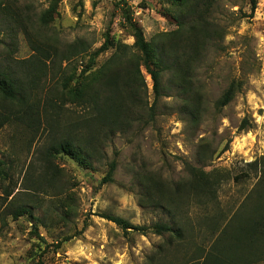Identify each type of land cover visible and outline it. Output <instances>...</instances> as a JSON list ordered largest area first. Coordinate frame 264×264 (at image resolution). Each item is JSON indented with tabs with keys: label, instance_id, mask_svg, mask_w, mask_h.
Segmentation results:
<instances>
[{
	"label": "rangeland",
	"instance_id": "1",
	"mask_svg": "<svg viewBox=\"0 0 264 264\" xmlns=\"http://www.w3.org/2000/svg\"><path fill=\"white\" fill-rule=\"evenodd\" d=\"M52 2L0 0V68L13 60H30L36 54L35 45L49 52L58 49L60 54L76 45L77 56L63 62L72 70L87 62V54L101 48L107 34L132 47V24L140 26L152 43H161L163 34L178 29L179 11L167 0H62L53 20L43 26L40 19ZM207 19L211 33L194 73L196 86L203 88L198 124L183 114L178 89L170 81L171 73L165 72L154 124L115 136L105 149L106 159L92 168L58 155L56 187L34 197L23 193V188L33 187L40 170L31 165L56 137L50 134L47 118L31 128L13 122L0 131V159L13 161L12 182L0 183V264H145L164 237L126 232L102 215L121 217L136 226L169 222L168 214L145 200L148 195L139 178L154 174L164 182L179 183L187 177L185 162L207 173H225L229 179L218 195L220 207L229 214L240 205L256 179L241 182L235 177L264 155V0H257L254 13L251 0H217ZM111 54L98 57V69ZM52 63L47 61L48 75L42 77V89L34 92V96L39 92L42 105L60 80L51 73ZM13 67L18 69L15 63ZM143 74L147 95L144 89L142 101L152 105L153 81L144 69ZM20 76L26 84L30 81ZM233 82L238 87L235 98L218 110L217 101ZM84 113L79 106L66 105L61 123H73ZM245 119L251 127L241 132ZM206 147L209 157L205 161ZM115 158L114 182L102 184L107 164ZM6 186L30 206L33 216L14 219L8 214L3 206ZM202 216V210L189 206L181 218L187 229L198 231ZM35 227L48 246L41 244Z\"/></svg>",
	"mask_w": 264,
	"mask_h": 264
},
{
	"label": "trees",
	"instance_id": "2",
	"mask_svg": "<svg viewBox=\"0 0 264 264\" xmlns=\"http://www.w3.org/2000/svg\"><path fill=\"white\" fill-rule=\"evenodd\" d=\"M61 1L53 0L51 7L44 12L40 19L43 26L53 20ZM167 1L179 11L178 29L163 34L161 43L148 42L142 28L132 24L130 28L135 39L132 47L116 42L107 34L101 48L87 54V62L74 66L72 70L69 64L64 67L63 62L69 63L77 56L79 48H75L76 45H71L64 54H60L58 49L49 52L35 45L36 54L30 60H13L9 66L0 68V131L13 122L31 128L47 118L50 134L61 136L60 139L53 137L31 165L40 173L32 188L31 185L23 188L27 196L34 197L56 187L58 155H64L85 168H92L95 162L101 163L106 159L105 149L115 136L130 134L139 125H142V130L154 124L165 72L171 73L170 81L178 89L183 114L189 117L192 124L200 122L203 88L196 86L195 65L207 49L211 33L207 16L217 0ZM256 8L257 0H251L253 13ZM108 51L112 52L111 56L98 69V57ZM51 60V73L58 74L60 80L51 87L50 95L42 105L39 92L35 96L34 92L42 89L40 83L42 77L48 75L47 61ZM14 63L17 70L13 67ZM143 69L153 81L155 98L152 105L142 101L144 89L147 95ZM21 74L30 78L27 84L22 81ZM237 90L233 82L217 101L218 110L233 101ZM66 105L79 106L85 113L75 122L63 125L61 119ZM250 127V122L245 119L239 130L246 131ZM203 156L205 161L209 157L207 147L203 149ZM12 162L0 159L1 184L12 182ZM107 166L102 184L114 182L117 159ZM185 169L186 179L175 184L164 182L154 174H141L139 178L148 195L145 200L168 214L169 222L136 226L121 217L107 214L102 217L126 232L131 230L141 235L153 233L164 237V241L146 257L145 264H264V155L248 163L246 172L235 177L236 181L255 178L256 182L240 205L229 214L221 209L218 200L223 183L229 179L227 175L207 173L188 162H185ZM14 192L10 186L4 187L7 204L3 206L9 209L8 214L14 219L27 214L33 216L30 206L21 203ZM189 206L202 210L198 231L183 225L181 216ZM34 231L41 244L48 246L39 229L35 227Z\"/></svg>",
	"mask_w": 264,
	"mask_h": 264
}]
</instances>
